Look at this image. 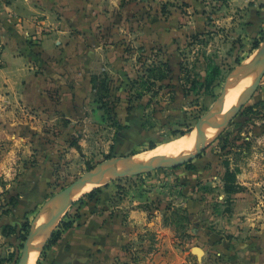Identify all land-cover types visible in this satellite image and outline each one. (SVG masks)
<instances>
[{
	"label": "crops",
	"instance_id": "crops-1",
	"mask_svg": "<svg viewBox=\"0 0 264 264\" xmlns=\"http://www.w3.org/2000/svg\"><path fill=\"white\" fill-rule=\"evenodd\" d=\"M209 5L210 0H0V132L25 128L18 115L49 114L62 120L67 133L113 130L106 153L147 150L158 131L148 122L154 102L161 116L165 109H187L191 96L182 51L194 35L211 28L209 16L234 25L243 38L264 25L260 0H223L218 17ZM146 61L166 63L171 71L166 78H150L159 91L145 90L131 102L127 86L141 81ZM102 81L108 85L106 106L99 102ZM166 90L172 98L164 96ZM118 121L122 132L114 127ZM83 144L70 143L61 159L41 155L22 171L20 183L0 191L7 199L0 210V264L14 254L3 255L4 246L16 247L23 224L47 201L55 166L83 152ZM192 163L194 169H176L172 191L162 183L157 191H104L95 201L81 196L37 264H264L259 191H209L207 184L221 179L216 160L196 157ZM13 169L4 172L12 175ZM196 247L203 250L200 256Z\"/></svg>",
	"mask_w": 264,
	"mask_h": 264
},
{
	"label": "rangeland",
	"instance_id": "rangeland-1",
	"mask_svg": "<svg viewBox=\"0 0 264 264\" xmlns=\"http://www.w3.org/2000/svg\"><path fill=\"white\" fill-rule=\"evenodd\" d=\"M260 1L264 6V0ZM222 5L223 0H210L209 11L218 17L222 11ZM216 20L217 18L214 16H209L208 21L211 28L194 35L183 47V80L186 92L191 96L186 104L187 109L180 111L175 108L172 114L169 109H165L167 114L161 116V112L159 113L158 106L154 102L153 107L147 112L150 119L153 120L147 121L153 128L158 129L154 134L155 143L151 142L155 147L150 148L151 143H149L147 146L150 149L135 148L129 155L138 153L132 157L151 151L161 143L194 131L200 123L199 121L207 116V113L215 115L219 98L231 73L238 67L257 59L264 50L257 53L264 46V41L259 49L253 48L251 39L257 35L259 30L253 33L249 29L246 37L243 38L236 29H233L234 25ZM262 29L264 33V25H262ZM156 67L157 64L146 61L141 69V81L136 80L128 84L127 90L131 102H134L135 98L138 99L145 90L159 91L157 85H149L147 82L153 73L161 74L157 70L153 72ZM263 69L264 65H262V71ZM210 77H214L215 80L209 84ZM164 96L172 98L171 95H168L167 90ZM105 103L103 101L101 104L105 105ZM159 109L164 111L162 108ZM233 110L231 111L233 114L227 116L224 127L217 131L215 136L208 141L205 150L200 154L201 156L197 157L216 160L215 170L221 179L207 184V189L215 192L244 191V189L255 193L259 191L258 195L264 199V76L256 85L251 99L244 106ZM107 114L109 118L116 120L115 115ZM17 117L25 124V128H17L12 131L7 129V133L0 132V161L5 160L0 165V191H9L15 184L20 183L19 179H23L22 171L39 163L41 155L47 153L49 161L61 159L66 154L67 146L70 143L76 146L79 141H82L83 148L86 149H83L81 153L75 151V156L58 162L60 167L55 166L56 180L50 183L49 191L52 190L49 192L47 200L70 184L77 182L99 162L115 156L119 157L124 153L123 151L121 154L118 153L119 148L105 152L108 150L106 146L109 140L113 137V130L110 131L107 127L106 129L100 127L97 131L87 130L78 135L79 130L76 133H67L66 129L61 126L59 121L61 119L55 115L22 114ZM17 121L19 120L17 119ZM114 127L121 131L123 126L118 121ZM121 132L118 133L121 134ZM82 138L85 140L83 141ZM122 150L125 148L123 147ZM8 167L14 168L12 175L4 172ZM176 169L179 167H163L148 172L116 175L101 185L102 191H120V193L124 191H157V186L162 183L172 191L175 179H177ZM243 179L245 182H242ZM41 185L44 187L43 184ZM165 186L162 185V187ZM93 189L90 188L85 193L83 192L82 196ZM2 194H0V210L5 207L4 203L7 200L4 195L2 199ZM85 197L87 199V196ZM257 198L255 196V199ZM69 206L70 204L66 207V212ZM36 214L37 212L32 214V220L29 221L33 222ZM28 235L29 230L16 240V247L14 246L13 249L9 245L4 246L3 255L14 253L6 264H19L23 245ZM12 258L14 259L12 260Z\"/></svg>",
	"mask_w": 264,
	"mask_h": 264
},
{
	"label": "bare ground",
	"instance_id": "bare-ground-1",
	"mask_svg": "<svg viewBox=\"0 0 264 264\" xmlns=\"http://www.w3.org/2000/svg\"><path fill=\"white\" fill-rule=\"evenodd\" d=\"M263 49L264 46L260 48L257 53H260ZM262 65H264V62L239 71L231 79L226 96L225 110L217 120L219 123L218 130L223 128L226 124L227 116L229 114H233L231 111L247 100L259 77L261 76ZM213 116V114L208 115L207 113V116L203 117L199 121L200 123L197 127H195L196 129L194 131L182 135L181 137H177L171 141L161 143L151 151L135 155L131 158V160L136 163H144L153 159H158L161 161H177L191 156L199 147H201L202 136L206 132L210 134L214 133L211 122ZM113 169L116 171H133L131 166L123 163H116L113 166ZM116 175L117 173L111 171H99L95 176V181L93 184L89 183L81 189L76 190L73 193L74 198L78 197V195L88 191L94 186L104 185ZM70 202L71 201H63L53 204L41 217L38 224L35 242L30 248L29 264L37 263L39 254L42 252L47 240L50 238L53 231L57 228L64 215L67 213L66 207L70 204Z\"/></svg>",
	"mask_w": 264,
	"mask_h": 264
},
{
	"label": "water",
	"instance_id": "water-1",
	"mask_svg": "<svg viewBox=\"0 0 264 264\" xmlns=\"http://www.w3.org/2000/svg\"><path fill=\"white\" fill-rule=\"evenodd\" d=\"M262 62H264V50L261 52V54L259 55V57L257 59H255L254 61L248 62L241 67H238L234 72L231 73V75L228 78L227 83L225 85L224 91L219 98L217 111H216V113L213 116L212 121H211L212 122V128L214 129V133L210 134V133L206 132L202 136L201 147H199L191 156L184 158V159L177 160V161H161L158 159H153V160H149V161L144 162V163L133 162L131 160L132 155H128V156L127 155H121L119 157L115 156L109 160L99 162L93 168H90L88 170V172L81 179H79L77 182L70 184L68 187L64 188L59 193H57V194L53 195L51 198H49L43 204V206L40 208V210L37 212L33 222L30 223L29 235L26 238L25 244L23 245V252H22V255L19 259V264H29L30 248L32 247V245L35 242L38 224H39L41 217L55 203H59V202H63V201H71L70 202V204H71L76 199L80 198L83 195V193H81L80 195H78V197H75V198L73 196V193L76 190L81 189L82 187H84L85 185H87L89 183L93 184V182L95 181V176L97 175V173L99 171H101V170L111 171V172L117 173V175H121L124 173L125 174H133V173L148 172V171H151L154 169H160L163 167H169V168L178 167L180 165H183L187 162L192 161V159L196 158L199 154H201L203 152V150H205L206 145L208 144V141L211 139V137L215 136V134L217 133V131L219 129V123L217 122V120L219 119V116L222 114V112L225 110L226 96H227V91H228L231 79L235 76V74L237 72L245 70L251 66H255V65L262 63ZM263 76H264V69H263L261 76L259 77L256 85L261 81ZM256 85L254 86V88L251 91L247 100L245 102H243L242 104H240L239 106H237L236 108L242 107L248 100L251 99ZM116 163H123V164L129 165L132 167L133 171H116L115 169H113V166ZM95 187H97V186H94L92 188H95ZM202 251L203 250L201 247L195 248V252L197 253L198 256H200L202 254Z\"/></svg>",
	"mask_w": 264,
	"mask_h": 264
},
{
	"label": "trees",
	"instance_id": "trees-1",
	"mask_svg": "<svg viewBox=\"0 0 264 264\" xmlns=\"http://www.w3.org/2000/svg\"><path fill=\"white\" fill-rule=\"evenodd\" d=\"M254 39H255V41L253 43V48L254 49H259L260 46H261V43L264 41L263 29H260V31H258V34H257V36ZM155 70H157V72H160L161 74L157 75L156 73H153V75L150 76V78H153L154 80L163 79V78L168 77L169 76V73L171 71L170 67L166 63H161L160 65H157L156 69H153V72ZM214 80H215L214 77L213 78L210 77L208 83L210 84ZM147 82H149V85L155 84V81H151V79H148ZM107 93H108V85L104 81H102V83L100 84L99 90H98L99 102L103 103V101H105L104 98L106 97V94ZM103 106H106V103ZM154 147H155L154 143H151L150 144V148H154ZM112 150H114V148ZM199 156H201V155L199 154L197 157H199ZM185 165L189 169H194L195 168V166L193 165L192 161L185 163ZM180 166H182V165H180ZM180 166H178V167H180ZM178 167H174V168H178ZM102 193H103L102 187L101 186H97L92 191H90L89 193H86L85 196H87L90 201H95V198L97 196H99V194H102ZM29 229H30V221L27 220L23 224V230L24 231H28ZM59 237H60V233L59 232H53L52 233V238H50L49 241L50 242H55V241H57V239ZM24 238H25V236H24ZM13 259L14 258H12V260Z\"/></svg>",
	"mask_w": 264,
	"mask_h": 264
},
{
	"label": "built area",
	"instance_id": "built-area-1",
	"mask_svg": "<svg viewBox=\"0 0 264 264\" xmlns=\"http://www.w3.org/2000/svg\"><path fill=\"white\" fill-rule=\"evenodd\" d=\"M3 48H4V44L2 43V41L0 40V59H1V54H2V52H3ZM25 111V113H31V111L32 110H30V109H25L24 110Z\"/></svg>",
	"mask_w": 264,
	"mask_h": 264
}]
</instances>
